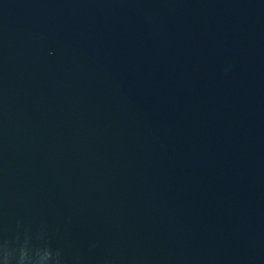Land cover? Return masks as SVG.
<instances>
[{"label":"water","instance_id":"obj_1","mask_svg":"<svg viewBox=\"0 0 264 264\" xmlns=\"http://www.w3.org/2000/svg\"><path fill=\"white\" fill-rule=\"evenodd\" d=\"M0 264H264V0H0Z\"/></svg>","mask_w":264,"mask_h":264}]
</instances>
